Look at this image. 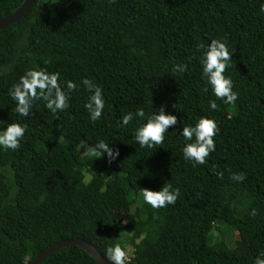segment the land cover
I'll list each match as a JSON object with an SVG mask.
<instances>
[{
	"label": "trees",
	"instance_id": "obj_1",
	"mask_svg": "<svg viewBox=\"0 0 264 264\" xmlns=\"http://www.w3.org/2000/svg\"><path fill=\"white\" fill-rule=\"evenodd\" d=\"M25 0H0V20ZM36 0L16 24L0 30V121L23 119L19 149H0V264H27L55 243L84 239L106 259L107 246L131 247L127 264H253L264 251V0ZM224 39L232 51L225 74L235 104L216 100L201 79L197 44ZM184 64L173 73V64ZM58 72L79 87L56 117L35 102L20 118L8 95L26 69ZM101 86L105 113L90 122L80 81ZM207 88V90H206ZM165 105L176 129L200 116L219 128L204 165L183 158V138L141 149L119 118ZM154 108V109H153ZM98 139L120 155L90 157ZM111 146V145H110ZM83 148V147H82ZM85 170L92 173L87 180ZM243 173V180L234 174ZM179 188L175 204L153 209L140 188ZM101 186L106 190L101 192ZM240 241L228 245L227 236ZM128 253V252H127ZM264 258V257H262ZM41 264H98L65 247Z\"/></svg>",
	"mask_w": 264,
	"mask_h": 264
},
{
	"label": "clouds",
	"instance_id": "obj_2",
	"mask_svg": "<svg viewBox=\"0 0 264 264\" xmlns=\"http://www.w3.org/2000/svg\"><path fill=\"white\" fill-rule=\"evenodd\" d=\"M264 12V6L261 7ZM197 51L201 53L199 62L201 66V79L210 86L211 94L216 99H209V111L218 108L216 100L224 104H235L238 93L233 90V81L225 74L230 66L232 51L228 42L224 39H212L207 45L197 44ZM173 73H183L186 70L184 64H173ZM85 90L90 93L83 107L88 114L90 122L99 121L105 113L106 99L104 90L93 81L84 78L80 81ZM79 85L73 80L60 79L58 72H49L44 68L32 67L25 70L9 89L8 95L15 102V113L20 118L31 117L32 108L37 101L43 102L53 117L63 112L70 106L71 95ZM207 90V88H206ZM154 109V108H153ZM133 126V139L141 149H152L154 146L165 142L168 129L172 127L179 137L183 138V146L180 149L183 158L193 165H204L207 158L215 151L214 137L219 128L215 119L210 116H200L194 123H189L176 129L177 116L165 111V105L146 114L142 107L134 111L124 113L117 122L118 127ZM27 131V125L23 119L3 122L0 121V149L17 150ZM111 145V146H110ZM90 157H106L109 163L115 161L120 155L115 143L98 139L87 150ZM87 180H91L92 173L85 170ZM234 180H243V173L234 174ZM106 190L101 186L100 191ZM138 195L143 202L153 209L163 208L175 204L180 195L179 188H174L169 182H164L159 190L140 188ZM128 251L126 246L114 243L106 247L105 255L111 264H127ZM264 251H261L253 261V264H264Z\"/></svg>",
	"mask_w": 264,
	"mask_h": 264
},
{
	"label": "water",
	"instance_id": "obj_3",
	"mask_svg": "<svg viewBox=\"0 0 264 264\" xmlns=\"http://www.w3.org/2000/svg\"><path fill=\"white\" fill-rule=\"evenodd\" d=\"M36 0H25L24 3L12 14L0 20V30H3L20 21L34 6ZM86 251L98 264H111L91 243L84 239H68L52 245L49 249L39 253L32 261L27 264H41L53 253L65 247H75Z\"/></svg>",
	"mask_w": 264,
	"mask_h": 264
},
{
	"label": "rangeland",
	"instance_id": "obj_4",
	"mask_svg": "<svg viewBox=\"0 0 264 264\" xmlns=\"http://www.w3.org/2000/svg\"><path fill=\"white\" fill-rule=\"evenodd\" d=\"M42 1H43V0H42ZM60 1H61V0H44V2L48 3L47 6H50V5H51V6H54V5H57V3L60 2ZM82 147H83V148H82ZM82 147H80V149H82L83 154H86L88 149H87L86 147H84V146H82ZM226 239H227L228 245H229L230 247H234L236 244L239 243V241H240V236H239V233H236V234H234L233 236H227ZM127 251H128V254H131V252H132V248L129 247V248L127 249Z\"/></svg>",
	"mask_w": 264,
	"mask_h": 264
}]
</instances>
